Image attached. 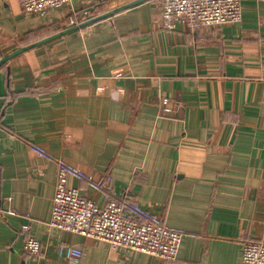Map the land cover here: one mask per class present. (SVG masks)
Here are the masks:
<instances>
[{"label":"crops","instance_id":"0c3cea01","mask_svg":"<svg viewBox=\"0 0 264 264\" xmlns=\"http://www.w3.org/2000/svg\"><path fill=\"white\" fill-rule=\"evenodd\" d=\"M131 1L26 14L0 0V59L72 28L82 8L95 6L94 18ZM242 1L239 22L166 29L160 0H144L0 65V264H69L66 244L82 248L80 264L240 263L264 225V0ZM56 158L94 179L111 174L117 195L128 188L182 230L177 259L50 227ZM68 186L101 201L83 181ZM27 237L41 242L36 258Z\"/></svg>","mask_w":264,"mask_h":264},{"label":"built area","instance_id":"2783aa9c","mask_svg":"<svg viewBox=\"0 0 264 264\" xmlns=\"http://www.w3.org/2000/svg\"><path fill=\"white\" fill-rule=\"evenodd\" d=\"M72 1L18 0V3L26 14H41L69 5ZM159 3L160 23L166 29H174L179 24L194 28L219 26L242 19V0H160ZM99 13L95 6L82 8L69 21L78 25ZM168 105L169 99L164 97L163 113L171 112ZM31 148L41 156L52 159L43 147L31 145ZM55 162L57 180L48 222L50 227L103 241L112 250L139 251L166 263L177 259L182 230L168 225L161 217L141 206L128 188L117 195L111 174L105 173L103 177L94 179L62 158H56ZM69 178L83 181L89 191L100 193L101 201L84 195L79 187L68 186ZM22 228L28 229V225L24 224ZM41 248V242L34 237H27L23 246L24 253L35 258L40 255ZM61 251L69 264L81 263V247L66 244ZM239 264H264V225L262 238L242 242Z\"/></svg>","mask_w":264,"mask_h":264},{"label":"water","instance_id":"95a60500","mask_svg":"<svg viewBox=\"0 0 264 264\" xmlns=\"http://www.w3.org/2000/svg\"><path fill=\"white\" fill-rule=\"evenodd\" d=\"M141 1H144V0H134V1H131V2L125 4V5L121 6V7H118V8H116V9L112 10V11H108V12L102 13V14L99 15V16H96V17H94V18L88 19V20H86V21H84V22H82V23H80V24H78V25L73 26V27L70 28V29H67V30H65V31L58 32V33H56V34H54V35H52V36H49V37H47V38H45V39H43V40H41V41H38V42H36V43H32V44H30V45L20 47V48L14 50V51L8 53L7 55L3 56V57L0 59V65H2L3 63H5L8 59H10L11 57H13L14 55H17L18 53H21V52L27 50L28 48H31V47H33V46H35V45H37V44H39V43H41V42L48 41V40L53 39V38H55V37H57V36H60V35H62V34H64V33H67V32H69V31H71V30H74V29H77V28L83 27V26H85V25H88V24H90V23H93V22H95V21H98V20H100V19H102V18H104V17H106V16H108V15H110V14L116 12V11L122 10V9H124V8H127V7H129V6H132V5H134V4L138 3V2H141Z\"/></svg>","mask_w":264,"mask_h":264}]
</instances>
